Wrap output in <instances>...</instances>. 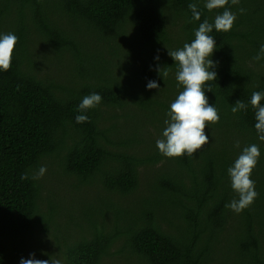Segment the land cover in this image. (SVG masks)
I'll return each instance as SVG.
<instances>
[{"label":"trees","instance_id":"obj_1","mask_svg":"<svg viewBox=\"0 0 264 264\" xmlns=\"http://www.w3.org/2000/svg\"><path fill=\"white\" fill-rule=\"evenodd\" d=\"M205 3L0 0V34L18 37L10 70H0V264L32 253L49 260L45 239L61 264H264V141L250 104L264 92V59L254 60L264 45V0H229L232 29L211 33L217 79L205 95L220 120L205 128L209 143L171 158L156 146L183 91L168 49L191 43L200 23L224 11ZM94 92L102 102L82 113ZM238 100L248 107L234 114ZM80 114L89 121L77 123ZM251 144L261 153L251 175L259 195L237 214L225 207L238 199L228 169ZM54 165L59 189L73 194L59 193V202L44 194L43 177L32 178ZM89 192L95 203L75 211L69 196Z\"/></svg>","mask_w":264,"mask_h":264},{"label":"clouds","instance_id":"obj_2","mask_svg":"<svg viewBox=\"0 0 264 264\" xmlns=\"http://www.w3.org/2000/svg\"><path fill=\"white\" fill-rule=\"evenodd\" d=\"M240 0H231L232 5H237ZM229 0H206L205 8L208 11L223 8L222 14L214 18V23H209L205 19L199 24L195 31V39L191 43H185L183 48L169 50L168 55L178 65L176 80L178 87L183 86L177 98L171 103L170 111L166 113L168 119H165V128L162 132V138L156 141V146L160 153L166 157H180L185 153L193 156L197 150L209 143V137L205 134V128L208 125L216 124L220 120L218 110L208 102L205 91L212 92L211 87L205 88L208 81H215L217 73L210 69L216 67V62L211 59L215 49V37L211 35L213 30L216 32H228L232 29L234 21L237 19L235 13L230 8ZM188 8L192 12V19L199 21L201 12L198 10L196 3H190ZM246 10L240 8L239 12L243 14ZM18 37L9 32L0 34V70L7 72L11 68L12 57ZM159 60L157 55L155 58ZM264 59V45L260 46L259 52L254 60ZM163 70V75L161 72ZM162 78L168 76L166 69H158ZM148 89H159L160 86L156 81L147 83ZM264 92H253L250 104L255 109V129L258 139L264 141ZM102 102V96L99 93H91L83 97L78 108L82 113L89 109L96 108ZM248 107L242 100L236 101L231 111L235 114ZM77 123L89 121V117L80 114L75 117ZM239 147V141L236 142ZM260 150L257 144H251L244 147L242 153L235 160L233 166L229 167L228 174L231 179V186L237 193L238 199H233L225 207L233 212L240 214L248 209L258 197L255 190V181L251 179L252 172L256 167ZM46 167L41 166L38 173L33 179H40L46 173ZM21 179H28L27 173L21 176ZM20 264H61L59 259L40 260L35 258V254H30V258H21Z\"/></svg>","mask_w":264,"mask_h":264},{"label":"rangeland","instance_id":"obj_3","mask_svg":"<svg viewBox=\"0 0 264 264\" xmlns=\"http://www.w3.org/2000/svg\"><path fill=\"white\" fill-rule=\"evenodd\" d=\"M38 52H40V50H38ZM51 56V55H50ZM40 58H38L40 61L39 63V68L41 69V72L44 73L46 72V66L44 65V61L43 60V57H42V54L40 52ZM42 57V58H41ZM46 173L43 175V183H45V187H46V190L44 191V194L49 191L50 193H53L55 194L56 196V200L59 202V193L60 194H67V195H70L71 194V191L70 190H63V189H59V174L58 172H55V170L57 171V167L54 165L53 166V169L54 170H49L48 167H46ZM49 170V171H48ZM73 195V194H71ZM74 197V198H73ZM69 199L71 200L74 208H75V211H77L80 207H82L83 205H86L88 203L90 204H94L95 203V199L96 197L93 196V192H89V194H82L81 196L77 197V196H69ZM57 234V229H56V226L53 227L51 229V232H50V236L51 237H55ZM42 236V235H41ZM44 237V236H42ZM41 242H45V244L47 243V246L46 248L51 250L52 251V255H51V258L50 259H58L57 256H56V248L54 245H51L52 242H50V240L48 239H45ZM49 259V261H50Z\"/></svg>","mask_w":264,"mask_h":264}]
</instances>
